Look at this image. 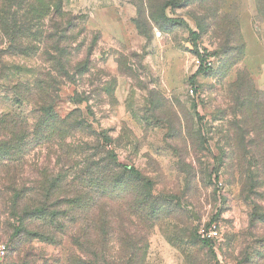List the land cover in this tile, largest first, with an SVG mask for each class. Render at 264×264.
<instances>
[{
	"label": "rangeland",
	"instance_id": "1",
	"mask_svg": "<svg viewBox=\"0 0 264 264\" xmlns=\"http://www.w3.org/2000/svg\"><path fill=\"white\" fill-rule=\"evenodd\" d=\"M63 8L82 16L86 34L75 41L76 69L54 111L90 126L95 136L82 154L107 137L117 162L153 184L161 214L148 233L147 264H264V22L256 0H63ZM190 32L209 69L193 83ZM18 64L46 75L40 63ZM3 84L0 118L17 115L33 128L36 111ZM26 145L18 171L0 168V264H66L64 246L18 235L11 188L14 177L22 194L49 172L65 181L74 170L56 142ZM40 225L27 223L32 232ZM213 226L218 239L205 246L198 233Z\"/></svg>",
	"mask_w": 264,
	"mask_h": 264
},
{
	"label": "trees",
	"instance_id": "2",
	"mask_svg": "<svg viewBox=\"0 0 264 264\" xmlns=\"http://www.w3.org/2000/svg\"><path fill=\"white\" fill-rule=\"evenodd\" d=\"M256 2L264 22V0ZM170 6L164 5L163 10ZM83 23L82 16L64 10L63 0H0V81L17 104L33 107L38 115L33 128L17 115L0 118V168L18 171V158L24 156L30 140L35 145L56 142L67 151L74 173L62 181L49 172L45 182L22 194L14 177L11 192L18 204V235L64 246L66 264H147L148 233L161 214L153 184L117 162L106 150L107 137L93 138L92 154H82L84 139L95 136L90 126L75 113L61 119L54 111L58 88L76 69L72 54L78 52L76 39L86 34ZM190 37L199 62L193 83L209 69L207 55L197 47L199 35L190 32ZM18 60L40 63L46 75L33 76L35 69L19 65ZM116 200L122 204L120 212ZM27 223L41 225L32 232Z\"/></svg>",
	"mask_w": 264,
	"mask_h": 264
},
{
	"label": "built area",
	"instance_id": "3",
	"mask_svg": "<svg viewBox=\"0 0 264 264\" xmlns=\"http://www.w3.org/2000/svg\"><path fill=\"white\" fill-rule=\"evenodd\" d=\"M199 238L201 241H209V242H213L216 241L218 239V232L216 227H210L208 229H201L198 233ZM5 248L4 247H0V258L3 257V255L5 254Z\"/></svg>",
	"mask_w": 264,
	"mask_h": 264
}]
</instances>
